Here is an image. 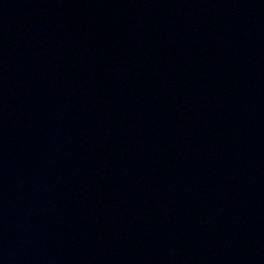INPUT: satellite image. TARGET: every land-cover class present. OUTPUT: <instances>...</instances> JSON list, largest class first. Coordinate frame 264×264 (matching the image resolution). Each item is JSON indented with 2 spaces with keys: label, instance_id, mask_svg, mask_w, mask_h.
<instances>
[{
  "label": "water",
  "instance_id": "water-1",
  "mask_svg": "<svg viewBox=\"0 0 264 264\" xmlns=\"http://www.w3.org/2000/svg\"><path fill=\"white\" fill-rule=\"evenodd\" d=\"M0 264H264V0H0Z\"/></svg>",
  "mask_w": 264,
  "mask_h": 264
}]
</instances>
